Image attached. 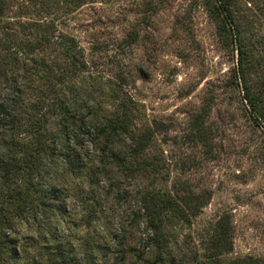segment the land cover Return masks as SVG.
<instances>
[{"label":"rangeland","instance_id":"374dc122","mask_svg":"<svg viewBox=\"0 0 264 264\" xmlns=\"http://www.w3.org/2000/svg\"><path fill=\"white\" fill-rule=\"evenodd\" d=\"M225 1L233 15L227 25L215 0H5L4 24L55 19L61 33L77 36L87 49L99 48L89 54L83 76L106 114L127 102L140 129L161 125L147 152L162 161L160 174L125 175L118 196L100 191L92 225L70 193L74 213L58 234L73 249L74 264H203V230L223 214L231 218L234 250L216 264H264V124L249 113L236 79L235 40L237 34L247 46L248 85L264 96V0ZM206 99H213L214 136L199 146L190 140L189 125ZM183 178L213 196L195 220L168 219L160 259L148 246L141 219L138 230L120 238L121 225H131L141 205L139 190L166 196ZM36 242H22L20 253L37 257Z\"/></svg>","mask_w":264,"mask_h":264},{"label":"trees","instance_id":"16d2710c","mask_svg":"<svg viewBox=\"0 0 264 264\" xmlns=\"http://www.w3.org/2000/svg\"><path fill=\"white\" fill-rule=\"evenodd\" d=\"M215 3L227 25L233 16L230 6L225 0ZM6 12L7 4L0 0V264H74L73 249L58 234L74 213L70 193L82 204L86 224L92 225L102 204L96 196L100 191L118 196L117 186L125 175L160 174L162 161L147 152L161 125L140 129L127 102L118 112L114 108L106 114L102 103L92 99L94 86L84 82L83 75L97 46L87 49L77 36L61 33L55 19L19 22L18 30L14 24H4ZM25 27L30 33L24 32ZM235 35L236 79L242 81L249 113L264 124V96L248 85L247 46ZM132 36L137 40L139 34ZM130 98L124 93V99ZM212 101L204 100L189 125L190 140L199 141V146H208L214 136L209 124ZM49 122L54 123L52 130ZM193 187L183 178L173 182L166 196L139 190L141 205L132 213V224L121 225L120 238L128 229L138 230L142 222L148 246L160 259L168 219L191 222L212 199L211 190L200 184L199 192ZM30 240L37 241L34 258L20 253L21 243ZM201 245L203 264L220 263L233 253L230 216L209 221Z\"/></svg>","mask_w":264,"mask_h":264}]
</instances>
